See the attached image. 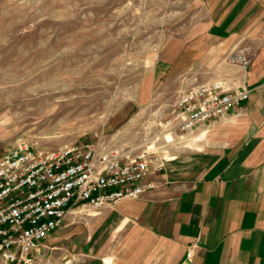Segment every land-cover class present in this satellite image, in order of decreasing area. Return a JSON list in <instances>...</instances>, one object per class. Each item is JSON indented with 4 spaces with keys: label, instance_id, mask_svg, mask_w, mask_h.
Wrapping results in <instances>:
<instances>
[{
    "label": "crops",
    "instance_id": "crops-1",
    "mask_svg": "<svg viewBox=\"0 0 264 264\" xmlns=\"http://www.w3.org/2000/svg\"><path fill=\"white\" fill-rule=\"evenodd\" d=\"M199 2L202 18L165 46L155 73L178 95L222 80L249 100L175 134L154 189L68 214L43 248H66V264H264V0Z\"/></svg>",
    "mask_w": 264,
    "mask_h": 264
},
{
    "label": "rangeland",
    "instance_id": "rangeland-1",
    "mask_svg": "<svg viewBox=\"0 0 264 264\" xmlns=\"http://www.w3.org/2000/svg\"><path fill=\"white\" fill-rule=\"evenodd\" d=\"M200 10L199 0H0V155L19 142L53 149L98 136L135 152L157 141L170 158L179 140L159 139V123L179 87L155 69ZM65 249L29 264H66Z\"/></svg>",
    "mask_w": 264,
    "mask_h": 264
},
{
    "label": "built area",
    "instance_id": "built-area-1",
    "mask_svg": "<svg viewBox=\"0 0 264 264\" xmlns=\"http://www.w3.org/2000/svg\"><path fill=\"white\" fill-rule=\"evenodd\" d=\"M250 94L222 80L186 87L158 138L220 120ZM96 137L53 149L19 142L0 155V264H29L71 212H96L155 188L149 177L167 161L157 141L135 152Z\"/></svg>",
    "mask_w": 264,
    "mask_h": 264
},
{
    "label": "bare ground",
    "instance_id": "bare-ground-1",
    "mask_svg": "<svg viewBox=\"0 0 264 264\" xmlns=\"http://www.w3.org/2000/svg\"><path fill=\"white\" fill-rule=\"evenodd\" d=\"M76 213V212H75Z\"/></svg>",
    "mask_w": 264,
    "mask_h": 264
}]
</instances>
